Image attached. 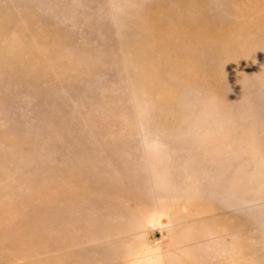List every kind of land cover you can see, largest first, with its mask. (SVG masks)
Wrapping results in <instances>:
<instances>
[{
	"label": "rangeland",
	"instance_id": "374dc122",
	"mask_svg": "<svg viewBox=\"0 0 264 264\" xmlns=\"http://www.w3.org/2000/svg\"><path fill=\"white\" fill-rule=\"evenodd\" d=\"M0 264H264V0H0Z\"/></svg>",
	"mask_w": 264,
	"mask_h": 264
},
{
	"label": "bare ground",
	"instance_id": "6f19581e",
	"mask_svg": "<svg viewBox=\"0 0 264 264\" xmlns=\"http://www.w3.org/2000/svg\"><path fill=\"white\" fill-rule=\"evenodd\" d=\"M165 250V249H164Z\"/></svg>",
	"mask_w": 264,
	"mask_h": 264
}]
</instances>
